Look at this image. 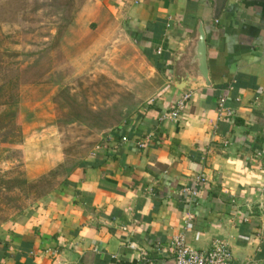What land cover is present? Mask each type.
<instances>
[{"label":"crops","instance_id":"crops-1","mask_svg":"<svg viewBox=\"0 0 264 264\" xmlns=\"http://www.w3.org/2000/svg\"><path fill=\"white\" fill-rule=\"evenodd\" d=\"M212 2L85 0L88 50L108 41L131 70L126 100L104 106L119 116L58 185L0 222V264H173L179 233L196 249L225 241L231 264H264V0H227L217 19ZM199 18L212 87L191 86L178 117L160 120L186 92L175 83ZM52 126L23 140L28 180L65 160Z\"/></svg>","mask_w":264,"mask_h":264},{"label":"rangeland","instance_id":"rangeland-1","mask_svg":"<svg viewBox=\"0 0 264 264\" xmlns=\"http://www.w3.org/2000/svg\"><path fill=\"white\" fill-rule=\"evenodd\" d=\"M84 2L0 0V222L58 185L118 115L104 106L126 100L131 70L112 64L108 41L88 50L94 27L77 13ZM43 124L56 129L65 160L28 180L23 140Z\"/></svg>","mask_w":264,"mask_h":264},{"label":"built area","instance_id":"built-area-1","mask_svg":"<svg viewBox=\"0 0 264 264\" xmlns=\"http://www.w3.org/2000/svg\"><path fill=\"white\" fill-rule=\"evenodd\" d=\"M190 97V91L184 92L174 103L173 108L168 113L162 114V119H176L179 112L186 106ZM226 96L218 98L217 108L222 110L226 101ZM126 140V137H122ZM147 141L139 142L138 146L145 147ZM264 168V166H263ZM194 194V192H192ZM134 248L133 244H129ZM173 264H231L232 252L228 244L220 239H213L210 246L206 249H196L188 246L183 233H179L172 238L171 242Z\"/></svg>","mask_w":264,"mask_h":264},{"label":"water","instance_id":"water-1","mask_svg":"<svg viewBox=\"0 0 264 264\" xmlns=\"http://www.w3.org/2000/svg\"><path fill=\"white\" fill-rule=\"evenodd\" d=\"M212 17L217 19L226 5L227 0H212ZM183 62L187 65V71L183 80L175 83L181 90H189L191 86L199 85L203 87H212L209 76V69L206 54V33L203 21L199 18L195 24L194 32L189 40V44L184 48ZM261 214L264 223V200L260 204Z\"/></svg>","mask_w":264,"mask_h":264},{"label":"trees","instance_id":"trees-1","mask_svg":"<svg viewBox=\"0 0 264 264\" xmlns=\"http://www.w3.org/2000/svg\"><path fill=\"white\" fill-rule=\"evenodd\" d=\"M35 183H36V182H30L29 184H30V185H34ZM51 189H52V188L47 189V191H45L41 196H43L44 194H46L47 192H49ZM41 196H40V197H41ZM40 197H39V198H40Z\"/></svg>","mask_w":264,"mask_h":264}]
</instances>
